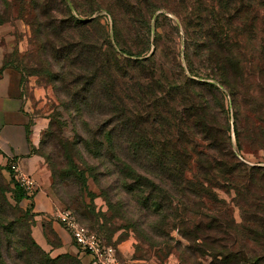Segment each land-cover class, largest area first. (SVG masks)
<instances>
[{
	"label": "trees",
	"instance_id": "trees-1",
	"mask_svg": "<svg viewBox=\"0 0 264 264\" xmlns=\"http://www.w3.org/2000/svg\"><path fill=\"white\" fill-rule=\"evenodd\" d=\"M97 1H105L104 8L94 5L106 8L114 20V36L106 35L104 50L88 42L94 37L85 29L96 19L70 17L52 28L54 37L47 36L51 59L60 67L47 79L59 105L86 134H77L74 146L85 171L66 153L63 174L82 180L84 187L86 172L98 184L101 177L111 179L109 189L131 196L140 216L125 218L119 209L125 203H115L102 188L112 212L109 223L120 216L123 228L143 244L171 253L174 232L199 231L204 196L211 198L220 182L242 196V189L264 178V169L246 167L240 143L233 151L225 105V91L233 105L243 93L264 122V0ZM248 20L261 23L257 45L248 41ZM125 21L135 32L132 45L123 39ZM181 27L184 63L168 44ZM240 117L236 107L238 140L245 134ZM252 135L264 141V129ZM13 183L19 205L29 198L14 177ZM30 213L0 192V264H82L73 255L51 259L32 236Z\"/></svg>",
	"mask_w": 264,
	"mask_h": 264
},
{
	"label": "rangeland",
	"instance_id": "rangeland-1",
	"mask_svg": "<svg viewBox=\"0 0 264 264\" xmlns=\"http://www.w3.org/2000/svg\"><path fill=\"white\" fill-rule=\"evenodd\" d=\"M9 1L11 6L6 0H0V75L12 76L19 84L22 96L27 98L32 108L33 120L39 124L40 144L36 155L44 160L48 169L51 181L47 195L48 198L54 199L55 206L76 213L84 226L98 232L108 244L114 245L119 250L121 264H264V178H260L261 176L257 177L256 185L242 189V196L241 192L237 193L233 187L220 182L216 189L211 190V198L204 196L200 208L199 231L195 235L186 236L174 232L175 240L171 244L175 249L171 253L143 244L134 231L123 228L126 222L119 219L120 216L109 223L112 212L107 200L108 195L103 194L102 188L105 192H110L109 197L115 203H125L126 208L124 205L119 206L125 218L138 219L140 213L131 196L119 188L109 189L108 186L113 183L111 179L101 177V184H98L90 173L86 172L84 187L82 180L76 182L64 176V170L67 168L66 153L82 170L86 169L79 158L80 155L74 150L77 134L86 136L85 128L80 123H74L72 117L59 105L47 78L52 72L60 71L59 65L51 59L50 38L54 37V26L70 17L84 22L96 19V23L85 30L94 37L89 38L88 42L95 43V48L102 49L107 34L113 39V16L106 8L98 10L94 5L95 2L104 8L105 1L100 3L97 0H61L65 7L61 5L60 0ZM91 8L94 13L89 17L86 13L92 11ZM172 18L179 28L178 20ZM244 25L250 30L247 34L249 43L259 44L261 23L248 20ZM121 26L124 29V41L128 45L136 43L135 32L130 30L128 22L125 21ZM49 34L50 38L47 37ZM168 44L175 48L180 61L184 63L185 37L182 27L179 34L173 32ZM228 95L225 91L233 151H238L240 143L246 167L264 169V141L256 140L252 135L258 128L264 129V122L257 119L262 115L256 112L255 106L247 105L251 101L250 97L242 93L233 105ZM236 107L242 116L241 127L245 133L239 138L240 141L234 131ZM87 160L90 162L89 158ZM95 164L98 165V162ZM9 167L11 169L10 164H0V192L5 194L9 204L18 206L25 213L31 210L29 218L34 238V228L37 223L40 224V217L45 214L35 209V199L41 191L38 188L29 198V202L25 199L18 205L16 198L19 192L7 169ZM55 168L60 170L58 174L54 171ZM104 169L102 168L103 172ZM54 219H43L41 222L51 244L49 250H42L51 259L71 255L60 251L62 242L52 227L53 223H58L56 218ZM74 245L76 246L75 243ZM76 248L78 260L82 264H88L80 259V249L77 246Z\"/></svg>",
	"mask_w": 264,
	"mask_h": 264
},
{
	"label": "crops",
	"instance_id": "crops-1",
	"mask_svg": "<svg viewBox=\"0 0 264 264\" xmlns=\"http://www.w3.org/2000/svg\"><path fill=\"white\" fill-rule=\"evenodd\" d=\"M31 109L27 98L21 94L19 84L12 76L0 75V164L16 163L25 174L36 180L41 193L35 199V209L37 212L45 213L40 217L42 222L43 219H54L55 212L59 208L55 206L54 199L48 198L47 195L51 178L45 162L33 153L40 144L41 129L33 120ZM26 201L30 200L26 199ZM41 222L34 228V238L38 245L47 251L51 248V244ZM52 227L61 239L60 251L77 256L78 249L71 235L56 222ZM80 258L84 263L90 264V257L80 256Z\"/></svg>",
	"mask_w": 264,
	"mask_h": 264
},
{
	"label": "built area",
	"instance_id": "built-area-1",
	"mask_svg": "<svg viewBox=\"0 0 264 264\" xmlns=\"http://www.w3.org/2000/svg\"><path fill=\"white\" fill-rule=\"evenodd\" d=\"M10 165L13 177L24 190L26 196L31 198L38 189L36 180L25 174L18 164L12 162ZM54 217L71 235L74 243L80 249V256L90 257V264H121L119 250L106 244L97 233L79 222L72 211L58 209Z\"/></svg>",
	"mask_w": 264,
	"mask_h": 264
}]
</instances>
